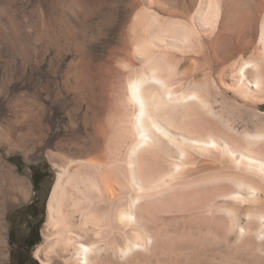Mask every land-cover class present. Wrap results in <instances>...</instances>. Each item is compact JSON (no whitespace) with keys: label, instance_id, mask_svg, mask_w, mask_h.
Returning a JSON list of instances; mask_svg holds the SVG:
<instances>
[{"label":"rangeland","instance_id":"rangeland-1","mask_svg":"<svg viewBox=\"0 0 264 264\" xmlns=\"http://www.w3.org/2000/svg\"><path fill=\"white\" fill-rule=\"evenodd\" d=\"M173 1L163 0L157 7L152 0H0V264H19V253L22 260L27 259L24 264H78L61 261L54 254L53 261L43 262L52 251L53 239L46 241L44 233L50 231L47 205L57 174L71 159H84L97 172L104 169L103 161L123 153L116 163L122 181L116 184L120 188L129 185L126 153L136 138L129 119L136 108L126 99V79L142 70L144 50L159 48L170 51L174 69L169 66L166 73H172L173 95L199 91L209 107L220 113L203 109V115L186 125L193 131L172 129L173 134L167 136L172 141L164 139L175 152L166 158L154 157L148 146L145 151L139 149L152 173L145 180L153 183L148 182L150 186L137 201L150 216L146 230L150 240L138 239V244L125 251L126 232L118 228L120 251L112 255L111 264H264V238L250 240L249 230L260 228L256 219L248 218L238 201L222 195L233 187L232 180H215L207 173L194 175L200 159L209 160L210 153H217L216 145L201 150L188 139L202 130L207 114L215 126L236 137L233 142L244 139L248 131L264 129L263 55L257 35L246 36L243 30L246 18L255 14L257 0H249L248 6L244 0H177L178 6L182 1L188 4L185 10L173 8ZM218 1V20L200 13ZM155 18L157 24L150 28L149 21ZM172 22L183 24L186 30L169 32ZM141 41L149 46L139 45ZM244 44L248 45L245 50ZM226 50L235 51L234 57L217 61ZM247 59L262 63L258 89L238 84L239 65ZM152 83L159 85L155 80ZM192 97L172 105L185 107L196 101ZM40 107L41 121L37 118ZM183 116L175 113L179 122ZM81 164L78 161L74 166ZM37 169L44 175L39 192L33 183ZM210 177L215 182L209 183ZM122 190L124 198L128 192L136 194L129 187ZM32 202L38 204V217L15 223L19 242L30 225L42 219L40 241L26 253L19 243L9 240V216ZM129 239L132 244L136 241L131 234ZM253 253L262 258L251 262ZM103 256L102 264H110L107 252Z\"/></svg>","mask_w":264,"mask_h":264},{"label":"bare ground","instance_id":"bare-ground-1","mask_svg":"<svg viewBox=\"0 0 264 264\" xmlns=\"http://www.w3.org/2000/svg\"><path fill=\"white\" fill-rule=\"evenodd\" d=\"M152 1L157 7H160L163 4V0ZM176 1L172 2L173 8L178 7V9L182 8L185 10L188 7V4L183 1L181 3L178 1L180 3L178 6V4H175ZM202 2L204 1H201V3ZM248 2L250 1L244 0L243 4L248 6ZM219 3L220 2L218 1L214 2L215 5L210 3V6H204L202 10H200V13L207 14L209 17L216 16L218 20V17L221 15V5ZM200 6L201 5H199V7ZM255 8V14L253 17L246 16L247 18L245 20L243 30L246 36H253L254 34L257 35L258 43L261 46H259V50L262 51L264 63V0H257ZM153 15L155 16V14ZM159 18L160 17H158V19ZM154 21H157V19H153L151 23L149 21L148 25L150 28L153 24H157ZM174 23L169 32L178 34L186 30V27L183 24ZM158 33L161 32L158 31ZM162 33L164 32L162 31ZM158 40L159 39H157V42ZM139 45L145 47L148 44L145 42L142 43L141 41ZM247 47L248 45L244 44L241 48L245 50ZM149 48H151V46ZM143 49L144 48H142L141 52H143ZM167 51L164 48H159L157 50H144V63L142 70L137 77H127L126 79V92L128 97H126V99L131 102V104L133 103L136 108L133 116L129 119L130 124H132L130 125L132 126L131 129L136 134L135 140L133 143H130L131 145L128 147L126 153L127 162L125 171L127 172L126 175L129 180V185L125 186V184H122V188H120L119 185L116 184V180L119 181L122 176H120L117 171L116 163L119 161V154L123 153L115 154L112 159L105 162L103 161V163L106 164L104 169L101 168L97 172H95L94 167L88 164L84 159H71L64 164L57 174V180L53 186L47 205L48 217L46 225L50 226V231L45 232L44 236L46 241L53 239V243L51 244V253L44 257L43 262L50 263L53 261L55 258L53 256L54 254L62 258L61 261H65L66 263L78 262V264H102L105 258L103 254L104 252H107L109 259L108 263L111 264L112 255H114L115 252L120 251L117 235L118 228H122L121 230L126 232L125 235L127 237V245L125 251H129L132 245L138 244V239H149L150 236H148L146 230L150 223V216L147 214L146 210L141 208L137 201L142 198L140 193L142 191L145 192V189L150 186L149 183L151 182L148 181V183L145 179L152 175V173H150L151 171L148 167V162L144 153L139 152V149L143 147V150L145 151L144 147L148 146L149 152H151L154 157L168 156L172 153L171 151L174 150L169 145L171 142L168 143V139L172 141V138H168L171 134H173L171 133L172 129L178 128L179 130L181 129L182 132L186 130L193 131L186 125H188L190 121L195 122L202 113L203 109H207V112H212L211 114H213V112L216 114L220 113V111L215 112L213 111V108L209 107L207 100L203 96L204 94L202 95L199 91H194L190 95L181 97L179 93V96L173 95V91H171L173 89L169 86V82L171 80L170 75H172V73H166L170 72L169 66L171 63V58L168 56L170 51L169 54ZM224 54L225 55H223L222 58H217V61L220 62L221 60H230L234 57L235 51L226 50ZM263 66L262 63L253 59H247L240 63L238 69L239 76L237 75V79L239 78L237 80L239 82L238 84H246L254 89L260 88L262 84ZM135 71L137 72V70ZM153 80L157 81L159 85L152 83ZM245 88L247 92H250L247 87ZM242 90L243 89H241V91ZM189 96H193L196 101L185 107L181 106L180 108L172 105L173 102L181 99H188ZM42 112V107H40L37 115L39 121L43 119L41 114ZM176 112L184 115V120L179 119L180 122L177 121L175 117ZM208 115L209 114H207V116ZM207 116L205 117V119H207L205 121H203L204 117L202 118L201 116L203 121L202 130L197 131L196 136H190L188 139L190 140L191 138L192 142L194 141L197 148L201 150L206 147L210 148L211 143L212 145L215 144L217 148L215 146L213 147L217 149V153L215 151L214 153H210V155H208V157L210 156L209 160L205 159L206 157H203L206 161L200 159L201 163L199 162L200 164H198L199 166L195 169L194 172L196 173H194V175L202 174L203 176V173H207V175L215 177V180H232L234 183L233 187L221 194L225 200L234 199L238 201L240 203V208L244 211H248V218H252L251 220L254 221L256 219L260 228L257 227L256 230H249L251 242H256L255 240L258 238L256 239L255 237L264 238V129L257 130L253 133H249L248 131V133L244 135V139L241 138L240 141L237 140L238 142H233V138L235 139L236 137H233L234 135H232V133L230 134L225 129V131L221 128L219 129L214 125V122L212 123V120L210 121L211 117ZM217 116H219V114ZM196 129L198 128L196 127ZM185 133L186 132H184L183 135H186ZM192 133L193 132H191V134ZM165 136H168L167 141L165 140ZM172 143H174V141ZM171 148L173 150H171ZM184 151L182 150V152H179L183 154L186 152ZM235 153L238 155L236 156ZM205 156H207V153ZM78 161H81L82 164L74 166ZM211 177L207 179L209 180L208 182H215V180ZM120 181H122V179ZM229 186L232 185L230 184ZM127 187H129L131 191L136 192V194L132 195L128 192L126 198H124L123 195H120L122 193L120 190L123 188L126 189ZM121 197L125 199L123 202L120 201ZM207 204L211 203L208 202ZM129 234H131L135 238L134 240H136L133 244L129 239ZM257 250L259 251L258 248ZM256 256L257 253L251 257V262L254 263L255 260H258V258H262H257Z\"/></svg>","mask_w":264,"mask_h":264},{"label":"trees","instance_id":"trees-1","mask_svg":"<svg viewBox=\"0 0 264 264\" xmlns=\"http://www.w3.org/2000/svg\"><path fill=\"white\" fill-rule=\"evenodd\" d=\"M39 172L40 171L37 169L33 173V183L36 192H39L41 190V185L44 182V175H40ZM37 207L38 204L36 202H32L31 204L19 207L18 209L14 210L9 216V240L13 244L19 243V248L23 251L25 250L26 253H28L29 250L40 241L39 224L42 222V219L38 220L36 224L30 225L28 234L23 238L22 241L19 238V242L16 236L15 223L19 219L20 225L27 217H33L36 219L40 213ZM26 262L27 259L22 260V253H19V264H24Z\"/></svg>","mask_w":264,"mask_h":264}]
</instances>
